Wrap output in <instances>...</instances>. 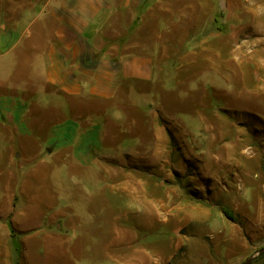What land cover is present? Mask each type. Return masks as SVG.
Segmentation results:
<instances>
[{
	"label": "crops",
	"instance_id": "obj_1",
	"mask_svg": "<svg viewBox=\"0 0 264 264\" xmlns=\"http://www.w3.org/2000/svg\"><path fill=\"white\" fill-rule=\"evenodd\" d=\"M260 2L0 0V264L167 261L164 238L139 241L167 228L151 207L159 179L134 168L158 163L151 151L166 141L141 110L136 125L139 86L156 84L159 55L215 36L216 23L233 37L264 32ZM62 165L85 190L66 192ZM76 229L84 238L70 243Z\"/></svg>",
	"mask_w": 264,
	"mask_h": 264
},
{
	"label": "rangeland",
	"instance_id": "obj_2",
	"mask_svg": "<svg viewBox=\"0 0 264 264\" xmlns=\"http://www.w3.org/2000/svg\"><path fill=\"white\" fill-rule=\"evenodd\" d=\"M260 1L254 8L264 15ZM221 28L216 23L215 36L190 39L182 54L159 55L156 84L139 86L148 100L136 106V125L141 110L166 135L151 151L158 163L134 166L159 179L161 199L152 180L151 207L167 221L165 230L145 231L139 240L164 238L167 261L144 264H246L254 256L249 264H264V32L233 37ZM66 168L56 167L55 175L64 173L72 197L86 183ZM83 216L82 225L91 220ZM73 231L67 238L80 243L84 232Z\"/></svg>",
	"mask_w": 264,
	"mask_h": 264
},
{
	"label": "trees",
	"instance_id": "obj_3",
	"mask_svg": "<svg viewBox=\"0 0 264 264\" xmlns=\"http://www.w3.org/2000/svg\"><path fill=\"white\" fill-rule=\"evenodd\" d=\"M221 210L226 217H228L229 219H232V220L234 219L232 213L227 208H221Z\"/></svg>",
	"mask_w": 264,
	"mask_h": 264
},
{
	"label": "water",
	"instance_id": "obj_4",
	"mask_svg": "<svg viewBox=\"0 0 264 264\" xmlns=\"http://www.w3.org/2000/svg\"><path fill=\"white\" fill-rule=\"evenodd\" d=\"M263 251H264V250H263ZM253 258H255V256H254V257H251V258L246 262V264H249L250 261H251Z\"/></svg>",
	"mask_w": 264,
	"mask_h": 264
},
{
	"label": "bare ground",
	"instance_id": "obj_5",
	"mask_svg": "<svg viewBox=\"0 0 264 264\" xmlns=\"http://www.w3.org/2000/svg\"><path fill=\"white\" fill-rule=\"evenodd\" d=\"M260 78V77H259Z\"/></svg>",
	"mask_w": 264,
	"mask_h": 264
}]
</instances>
